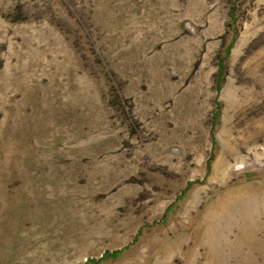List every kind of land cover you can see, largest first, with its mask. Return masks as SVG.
<instances>
[{
    "label": "rangeland",
    "instance_id": "374dc122",
    "mask_svg": "<svg viewBox=\"0 0 264 264\" xmlns=\"http://www.w3.org/2000/svg\"><path fill=\"white\" fill-rule=\"evenodd\" d=\"M0 264H264V0H0Z\"/></svg>",
    "mask_w": 264,
    "mask_h": 264
}]
</instances>
